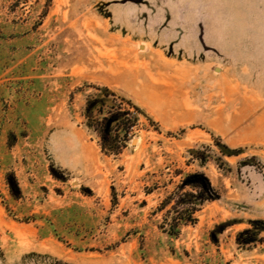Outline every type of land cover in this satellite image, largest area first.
<instances>
[{"label": "rangeland", "instance_id": "1", "mask_svg": "<svg viewBox=\"0 0 264 264\" xmlns=\"http://www.w3.org/2000/svg\"><path fill=\"white\" fill-rule=\"evenodd\" d=\"M93 85L140 108L136 143L117 155L85 124ZM217 141L240 148L229 162L246 160L230 175L203 166L224 201L182 228L179 257L164 255L153 211L163 182L195 168L187 148ZM12 171L19 199L5 181ZM153 180L159 187L145 193ZM257 218L264 0H0L2 247H40L70 264H264V251L235 244Z\"/></svg>", "mask_w": 264, "mask_h": 264}, {"label": "trees", "instance_id": "2", "mask_svg": "<svg viewBox=\"0 0 264 264\" xmlns=\"http://www.w3.org/2000/svg\"><path fill=\"white\" fill-rule=\"evenodd\" d=\"M43 15L45 12L41 18ZM41 21H36V24L39 25ZM93 88L89 92H83L81 112L85 124L88 131L98 138L103 153L117 155L129 146L132 137L136 135L134 129L139 122L140 108L108 87L93 85ZM216 144L218 147L216 149L205 142L187 148L185 164L194 165L195 168L190 170L175 168L173 176L163 182V195L153 211L161 213L157 226L162 236L161 249L164 255L179 257L173 240L182 236V228L195 224L198 219L197 213L207 203L224 201L221 186L213 184L203 166L211 162L223 175H230L236 166H240L241 162L246 160L239 159L235 164L229 162L227 157L239 154L240 148H231L226 143L218 141ZM5 181L11 197L15 199L23 197V190L13 171L5 172ZM158 187V181L153 180L146 186L145 193H150ZM7 211L12 215L9 208ZM24 219L29 221L35 219V216H27ZM246 222L249 226L236 232L235 244L238 251L247 253L257 248L259 252H263L264 235L261 233L264 231V220L257 218ZM139 249L144 252L142 239ZM0 264L70 263L40 247L26 248L13 243L9 248L0 245Z\"/></svg>", "mask_w": 264, "mask_h": 264}, {"label": "water", "instance_id": "3", "mask_svg": "<svg viewBox=\"0 0 264 264\" xmlns=\"http://www.w3.org/2000/svg\"><path fill=\"white\" fill-rule=\"evenodd\" d=\"M135 143H136V138H132L131 144H135Z\"/></svg>", "mask_w": 264, "mask_h": 264}]
</instances>
